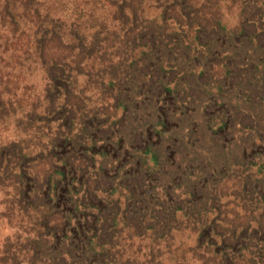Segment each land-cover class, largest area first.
<instances>
[{
    "label": "rangeland",
    "instance_id": "374dc122",
    "mask_svg": "<svg viewBox=\"0 0 264 264\" xmlns=\"http://www.w3.org/2000/svg\"><path fill=\"white\" fill-rule=\"evenodd\" d=\"M240 1L193 0L191 4L195 5L194 9L200 8L197 15L194 11L189 13L187 10L188 15L180 17L178 14L175 16L179 7H176V12L169 7L167 13L163 14L166 17L165 27L170 37L171 32L178 31L181 45L190 44V52H195L194 55L199 57L203 55L205 48L193 41V36H197L198 21L194 23L192 19L198 17L204 22V15L209 20L212 17L217 19L218 10L221 21L228 28L236 27ZM121 2L122 0H0V100L4 104L0 113V146L17 143L23 157H32L29 161L26 160V163L21 161V167L26 168L27 164L35 177L46 176L51 165H60V159L65 160L69 156L74 167L85 170L87 165L92 167L88 169L91 179H95L92 170L110 167L107 157L94 156L95 164L92 166V153L87 152L85 156L77 148L76 150L65 144L68 146L66 147L59 141H64L67 134L68 137H71V133L78 134L81 127L83 128V119L79 120L82 116L88 119L86 115H91L90 112L93 111H96V115H101V108H107L106 106L109 107L107 112H114L113 102L108 99L104 83L108 84L116 78L111 80L110 75L113 73H106L107 65H120L118 68L124 71L128 63L138 59V48L123 46V43L127 44L124 38L126 23H120L114 17ZM154 4V0H145L140 12L138 11V18L160 20L163 8H154ZM129 20H124L127 25H130ZM100 25L107 27L114 34L96 43L97 46L89 53L80 45H89L94 37L92 34L101 28ZM72 31H77L74 33L76 36ZM175 44L177 43L172 41L169 47L173 48ZM195 49L201 50V54ZM214 54L210 58L212 62L217 60V50ZM177 63L178 69L184 68L179 66L182 65L180 60ZM57 64L66 65L63 73L55 71V67L60 69ZM114 75L120 77L127 73ZM146 77V74L140 76L143 91L149 88L148 84L145 85V81L149 80ZM53 101L56 106H65V110L72 108L75 119L70 117L68 111H62V116L71 118H68V124H65L62 116L55 120V116L60 114L49 110ZM148 111H140L136 116H141L142 121ZM117 118H120V110H116L115 115L111 117L114 120ZM179 127L183 128V125ZM87 130L86 134H90L94 132L95 127L93 130ZM201 130L204 134L203 142L197 145L204 147L196 146L194 151L176 142V139L180 141L188 137L187 128L169 131L161 138L155 135L151 139L152 143H158V140L162 142L161 146L153 148L158 157H155L159 163L157 171L149 176L145 174L144 182L142 177H136L132 181L138 186L144 201L141 211H137L141 206L133 203L131 195L121 188L123 180L126 179L122 172L113 183L104 178L110 186L112 184L113 189L107 187L104 192L95 193L98 199L109 202L107 207H101L98 201H93V206L82 212L89 222L95 224V228L88 225L91 228L89 234L94 235L91 240L92 246L95 247L93 252L100 251L104 255L103 264H217V258L212 254L214 248L211 246L212 242L217 241V217L230 220L234 218L235 211L242 213V204L249 210L254 208L250 206L251 202L262 204L257 196L264 194L256 193L258 189L254 190L253 185L245 192L239 183L245 180L249 170L252 174L259 170L252 164L256 163L258 158L251 161V157L245 156L240 148L244 134L234 133L231 140V130L226 137L219 135L220 138H215L208 130ZM244 142H247L246 139L243 144ZM207 147L214 148L207 152ZM217 148H222L221 153L225 152L229 156L228 164L225 162L217 167L219 160H225L222 155L217 158ZM205 158L208 161L214 160L209 165L213 175L208 176L205 181L211 186L210 200H206L202 195V192L210 193L206 190L208 186L203 185L205 179L202 181L194 176L190 178L189 182L199 183L194 196L187 195L190 188L185 179V175H190L187 172L201 175L198 170L201 164L205 163ZM13 164L16 173L20 165L12 156H6L2 167L8 166L7 171L10 173ZM5 176L8 178L6 182H3L2 178L0 180V264H3L2 257L10 254L17 245L16 251L27 254L26 246L29 244L25 243L26 240L32 238L36 231L44 232L38 225L42 224L41 219L36 218L32 207L21 210L15 204V187L9 183L12 175ZM213 197L219 199V211L217 206L216 209L211 208ZM167 200L171 206L165 204L164 208L160 209V203ZM38 207L39 211L46 212L43 206ZM55 210L60 211V208L55 206ZM61 216L62 213L52 216L55 223L59 221L61 224L59 230H56L59 236H62L60 231L65 224L64 217L61 219ZM212 219L216 224H213L215 230L203 229L202 225ZM161 221L166 224L165 229L161 227ZM262 221L264 224V219ZM53 223L46 224L47 228H51ZM222 225L225 228L231 227L227 223ZM55 226L57 227V224ZM52 233L53 231L50 234ZM58 242L55 240V264H59L60 258L69 264V259L62 256L64 251L59 250L60 247L56 245ZM53 255L54 253L51 256ZM87 256L79 255L78 264H93L95 256L91 253Z\"/></svg>",
    "mask_w": 264,
    "mask_h": 264
},
{
    "label": "trees",
    "instance_id": "16d2710c",
    "mask_svg": "<svg viewBox=\"0 0 264 264\" xmlns=\"http://www.w3.org/2000/svg\"><path fill=\"white\" fill-rule=\"evenodd\" d=\"M144 1L122 0L114 14L116 21L126 23L127 26H125L127 31L124 33L127 44L123 43V46L139 49L138 59L128 63L124 71L118 68L120 65H107L106 73H113L110 75L111 80L116 78L108 84L104 83L105 91L109 95L108 99L113 102L114 112H107L109 107L106 106L107 108H101V115L98 113L96 115V111H93V113L90 112L91 115H86L88 119L82 116L79 120L83 119L81 123L83 128L81 127L78 134L71 133V137L67 134L64 141H59L74 149L77 148L85 156L87 152L92 153L90 154L94 162L92 166L95 164L94 156L107 157L110 167L108 169L98 167L92 170L95 179H91L88 169L92 167L87 165L86 170L74 167L73 162H70L71 156L65 160L61 157L60 165H51L46 176L39 178L31 173L27 164L26 168L21 167L20 164H23L21 161L26 163L32 157H23L17 143L12 142L0 146V180L2 178L3 182H6L8 178L5 174L12 175L9 183L10 186L14 185L16 192L13 201L21 210L32 207L36 218L41 219L42 224L38 223L39 227L44 230V232L36 231L32 238L26 240L25 243L29 244L26 246L27 254L16 251L17 245L10 254L2 257L3 264H46V262L55 264V240L59 241L56 245L60 247L59 250L64 251L62 256L69 259V264H78L77 261L80 259L78 256L88 257L89 253L95 256L93 264H103L104 255L100 251L93 252L95 247L92 246L91 240L94 235L89 234L90 227L95 228V224L89 222L82 212L90 208L89 206L92 207L93 201H98L101 207L104 205L107 207L106 204L109 202L98 199L95 192H104L107 187L113 189L112 184L110 186L104 178L110 179V183H113L120 172L126 178L121 184L122 190L131 195L133 203L141 206L137 211L143 210L144 201L138 191V186L132 181L136 177H142V182H144V177L157 171L159 163L155 157H158L153 148L157 145L161 146L162 142L158 140V143H152L151 139L155 135L161 138L169 131L187 128L188 137L180 141L176 139V142L184 144L193 151L197 149L196 146H202L197 145L204 137L201 129L208 130L215 138H220L219 135L226 137L231 130V140L234 138V133L244 134L240 148L245 156L251 157V161L258 158L257 162H252V164L259 170H256L254 174L249 170L245 180L239 183L245 192L249 191V187L253 185L254 190L258 189L256 193L264 194V0H241L238 8V23L233 28H228L221 21L222 17L218 10L217 19L212 17L209 20L206 15L203 17L204 22L198 17L192 19L194 23L198 21L197 36H193V41L205 48L203 55L199 57L194 55L195 52H190V44L181 45L178 31L171 32L170 37L165 27L166 17L163 15L167 13L169 7L174 12L177 10L176 7H179L176 15L173 13L175 16L178 14V17L187 16V10L189 13L194 11L197 15L200 8L194 9L195 5L191 4L193 0H171L172 2L154 0V8H163L160 20L138 18V11L140 12ZM189 19H191L190 16ZM124 20H129L130 25H127ZM100 26L101 28L92 34L94 37L89 45H80L89 53L100 41L114 34L107 27ZM78 41L80 42L79 37ZM172 41L177 44L170 48L169 44ZM215 50H217V60L212 62L210 58L215 55ZM195 51L201 54V50L195 49ZM179 60L182 64L179 66L184 67L183 69H178L176 66ZM57 65L60 69L55 67V71L63 73L66 65ZM116 73H127V75L119 77V75H114ZM137 73L140 74L137 75ZM143 74L149 78L145 81V85H149L145 91L141 90L140 86L142 81L140 76L142 77ZM3 109L4 104L0 100V113ZM65 109V106L54 105L53 101L49 110L56 114L68 111L70 117L75 119L72 115V108L71 110ZM147 109L149 110L148 115L141 121L142 117L139 118L136 114ZM116 110H120V118L111 119ZM61 116L62 114L55 116V120ZM70 117L62 116L65 124L68 118L71 120ZM180 125H183V128L179 127ZM94 127V132L87 133V135V129L93 130ZM244 139L247 142L243 144ZM213 148L207 147V152L212 151ZM221 152L222 148H217V158L222 155L225 160L220 158L221 161L217 162V167L230 162L229 156ZM6 156H12L20 165L16 173H14V164L10 173L7 171L8 166L2 167ZM213 161V159L212 161L204 159L205 163L201 164L198 170L201 175H192L190 172H187L190 175H185L184 173L186 182H189L192 176L202 181L205 179L203 185L208 186L206 190L210 192H202L206 200L211 199V186L205 181L208 180V176L213 175L210 173L211 167L209 166ZM145 174L148 175L144 176ZM219 181L220 178L217 179V184ZM0 184H2L1 181ZM188 184L190 191L187 195L194 196L199 183L192 181ZM149 194L151 195L150 190ZM248 196L254 195L248 194ZM257 197L262 204L251 202L250 206L254 208L250 210L242 204V213L235 211L233 219L217 217V231H213L217 233V241L211 243L214 248L212 254L217 258V264H264V224L262 221L264 219V196ZM245 203L248 202L245 201ZM160 204V209L164 208L165 204L168 207L171 206L169 200ZM210 204L211 208L216 209L215 206H217L219 211L220 203L217 197H213ZM38 206L46 208V212L39 211ZM55 206L59 207L60 211L55 210ZM65 212L68 213L65 214ZM61 213V219L64 217L65 224L60 231L62 236H59L56 230H59L61 224L59 221L55 223L52 216L61 215ZM50 222L54 223L50 225L51 228H47L46 224ZM213 222V219L205 222L202 225L203 229L215 230ZM222 223H227L231 227L225 228ZM162 226L165 229L166 224L163 221H161ZM52 231L53 233L50 234ZM52 253H54L53 256H51ZM28 254L31 256L29 257ZM59 264L68 263L60 258Z\"/></svg>",
    "mask_w": 264,
    "mask_h": 264
}]
</instances>
